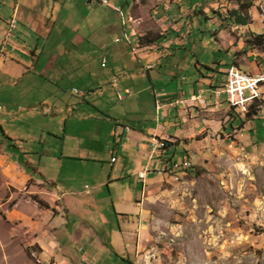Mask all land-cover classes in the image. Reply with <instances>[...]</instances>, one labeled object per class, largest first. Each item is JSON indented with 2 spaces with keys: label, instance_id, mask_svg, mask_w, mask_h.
<instances>
[{
  "label": "rangeland",
  "instance_id": "1",
  "mask_svg": "<svg viewBox=\"0 0 264 264\" xmlns=\"http://www.w3.org/2000/svg\"><path fill=\"white\" fill-rule=\"evenodd\" d=\"M107 2L20 0L22 19L7 42L25 44L27 55L6 53L34 67L15 79L16 64L0 59V264H43L34 240L40 236L47 245L65 244L67 264H122L109 229H118L112 202L127 191L133 199L123 210L136 211L140 199L139 229H146L132 264H264V106L246 119L223 95L219 107L173 104L192 94L206 98L210 83L224 84L229 65L264 73V46L249 45L264 34V0ZM241 2L251 4L245 26L229 21ZM15 3L0 0L1 30ZM123 31L140 47L144 35L163 38L147 44L148 58L137 65ZM127 60L134 69L123 74ZM124 89L131 94L119 102ZM165 104L173 105L162 118ZM123 124L135 132L159 127L162 134L152 137L169 143L152 156L143 192L136 149L115 146ZM186 157L187 171H160ZM137 160L145 170L146 158ZM64 202L68 215L58 210ZM52 229L58 235L51 241ZM74 229H83L81 240ZM82 253H90L89 263ZM53 263L49 256L45 264Z\"/></svg>",
  "mask_w": 264,
  "mask_h": 264
},
{
  "label": "crops",
  "instance_id": "2",
  "mask_svg": "<svg viewBox=\"0 0 264 264\" xmlns=\"http://www.w3.org/2000/svg\"><path fill=\"white\" fill-rule=\"evenodd\" d=\"M20 8H21L20 0H16V3L12 7L13 12H12V14H10L9 21L12 18H15L16 22H19L22 19L23 13H22V11H20ZM119 11L121 12V10H119ZM2 13H3V11L0 10V21L2 18L1 17ZM26 20L30 21V19H28V18ZM6 26L8 28V23L6 24ZM0 30H1V28H0ZM5 33H6V31L1 30V33H0V38H1L0 39V59H4V58H6V56L8 58H11V62L16 64L18 71L14 74H10V77L15 78V79L20 78L24 75V73H28L31 69L33 70L34 65H33L32 61H25V60H22L18 57H15L9 53H6L7 48H10L11 52H18V53H23L24 55H27V54H25V48H23L25 44L24 45L23 44L16 45L14 43L12 44V43L7 42L9 40L10 36L6 37ZM123 34L126 35V31H123ZM130 34L132 35L131 31H130ZM4 44H5V46L3 47ZM29 45H32V44H29ZM126 47H127L126 49L129 50V51L127 50L129 53L135 55L137 65H140L139 64L140 58L141 59L148 58V54H146L142 51V50L147 49L148 45H146L145 47H140L138 42L133 43V41L130 40V41H128V44L126 45ZM139 52H141V53L139 55H137ZM32 60H35V59H32ZM132 69H134V66L131 65L129 60H127V62L124 63V65L122 66L123 74L125 72L132 71ZM142 69H145L148 73V65L146 67H142ZM12 70H15V69H12ZM224 71H223V74H224ZM129 76H131V75H129ZM224 81H225V76H224ZM219 86H221V85H217V84L211 85V83H210L209 89H207V92H208L207 95L208 96L206 98H202L200 95L192 94L188 99H185V98L181 99L180 98V100L185 101V103L187 105H189V104L194 105L195 104V106H198L199 105L198 103H200V104L204 103L205 105L206 104L207 105L214 104L215 107H219L221 105V102L216 101V97L212 93V91H213L212 88L219 87ZM126 90L129 92L128 94H124V92ZM130 94L131 93L128 89H124L123 95H122L123 100L125 99V97L130 96ZM191 97H194L195 99L192 100ZM211 99H212V101H211ZM177 100H179V99L177 98L175 101H177ZM175 101L173 104H175ZM173 104L163 105L164 112L161 115L162 118L167 117L168 112H169L168 107L173 105ZM175 105H181V104H175ZM182 105H184V104H182ZM156 109H157V107H156ZM177 110H178V108H176V111ZM118 128H119V132L118 133L114 132V137L118 136V139H116L114 141L115 146L118 148L124 149V150H127L128 148H130V146L134 147L136 149V153L134 154L133 159L135 160L136 165L138 166V170H136V171L139 172L141 170L140 168L142 166L140 165V162L137 160V158H139L140 160H143L144 158L147 157L146 153L148 151L149 141L151 140L152 136L155 135V133H158L160 131V128L156 127L157 130H151V129L148 130L149 128L144 126V127H140V129H138V132H135V129L133 127H131L130 125H127V124H123V125L119 126ZM125 128H128V130ZM160 134H162V131H160ZM125 142H127L128 144H126ZM144 143L147 145H145ZM112 159H114V161H112ZM115 161H116V159L114 157H112L111 162L114 163ZM126 172H133L132 173L133 176H135V174H137V172H135L134 169H128L127 168ZM144 186H142V182H141V191L143 190ZM131 193L132 192L127 191L125 193L123 199H117L116 201L112 202L114 213L116 216L115 220H116L118 229L113 230L112 227H110V229H109V236H110L109 237V247L114 252L115 257L118 258L119 261L123 262L122 264H132V263L136 262L135 259L137 258L136 252H137V247H138L137 237L139 235L140 237L144 238L146 235L145 234L146 229L145 230L139 229V226L141 224L144 225L143 222L141 221L144 214H143V210H141V207H140L141 206L140 199H135V205L137 207L133 206V208L137 209L136 211L128 212V211L123 210V209H125L126 206H128L126 204V202L132 201V199H133V196L131 195ZM58 210L60 213H64L62 211H65V213H64L65 215H68L70 213V208H68V206L65 204V202H64L63 206L58 207ZM139 215H141L140 218H138ZM106 224L107 223H105L104 225H106ZM81 232H83V229H81V230L80 229H77V230L74 229L72 234L76 233V239L75 240H81L82 239V238H80ZM50 234H51V236L48 235V236H46V238H48L51 241L53 239L56 240V236L58 234H57V232H54V229H52L50 231ZM73 236H74V234H73ZM40 237H37L34 240H35V243H37V245L41 251L39 256H40V259L42 260V263L43 264L47 263V259L50 256L54 259L53 264H57V262H60L61 264H67V262H64V260L62 258V256H66V257L70 256V252H68L67 250H64L62 248V245L64 246L65 244L52 242V243H50V245H47L46 242L41 239L42 237L41 238ZM91 247L92 246L90 245L89 248H91ZM49 250H53L52 254H49ZM89 254L85 255L84 253H82L81 254V260H84L85 262L89 263L90 260H87V256ZM141 256L143 257V255H141ZM57 257H58V260H57ZM139 262L143 263V260L139 259Z\"/></svg>",
  "mask_w": 264,
  "mask_h": 264
},
{
  "label": "built area",
  "instance_id": "3",
  "mask_svg": "<svg viewBox=\"0 0 264 264\" xmlns=\"http://www.w3.org/2000/svg\"><path fill=\"white\" fill-rule=\"evenodd\" d=\"M101 4H107V0H97ZM121 12L119 11V15ZM124 22L122 24L124 25ZM133 20L128 18L125 23H132ZM126 25V24H125ZM124 25V26H125ZM16 28V19L12 18L8 23V28L5 33L6 37H9L12 31ZM124 38L126 42L130 41V39L124 34ZM225 81L221 87H216L213 89L212 93L217 98L221 95L225 97V101L228 107L231 110H235L237 113L244 115L249 106L254 104L256 101H262L264 99V73H255L251 74L245 71H242L235 65H229L228 68L224 72ZM80 95L81 92L76 91ZM129 92L126 90L124 94H128ZM118 101H122V95L117 93ZM191 99H195L191 97ZM175 104H185V101L177 100ZM157 108H159L157 106ZM128 130V128H125ZM167 140L163 137L156 138L155 136L151 138L149 141V151L150 153L147 155V166L145 170L139 171L137 174L138 180L142 182V186H144V179L148 176L150 161L152 160V156L160 157L163 154V151L166 149ZM114 161V159H112ZM192 167V163L190 158L186 157L183 159L173 158L171 161H168L161 167V172H171L176 173L177 171H187ZM33 257L34 254L32 253Z\"/></svg>",
  "mask_w": 264,
  "mask_h": 264
},
{
  "label": "trees",
  "instance_id": "4",
  "mask_svg": "<svg viewBox=\"0 0 264 264\" xmlns=\"http://www.w3.org/2000/svg\"><path fill=\"white\" fill-rule=\"evenodd\" d=\"M128 3H126L127 5ZM251 7V4L247 3L244 4L243 2L240 3L239 8L232 10L230 12V17H229V21L239 25V26H245L248 24V17L246 15L248 9ZM163 37L161 36H156L154 38H151L148 41V37L146 35L138 38V40H141V44H145L147 45L148 43H155L157 41H160ZM250 46L253 47H259V46H264V34L255 36L254 40L249 44ZM222 86V84H221ZM219 86V87H221ZM216 88V87H215ZM264 106V100L262 101H256L254 104H252L251 106H249L248 111L244 114V117L246 119H253L257 116L259 110ZM231 115V114H230ZM243 122H241L242 124ZM6 139L10 140V138L6 137ZM168 142H166V148L168 146ZM34 201L37 203V205H39V207L48 210L49 206L46 202L42 201V200H38L37 198L34 199ZM39 249V248H38Z\"/></svg>",
  "mask_w": 264,
  "mask_h": 264
}]
</instances>
